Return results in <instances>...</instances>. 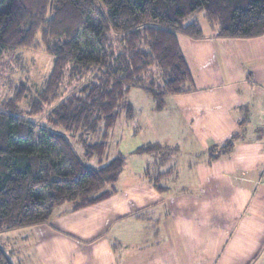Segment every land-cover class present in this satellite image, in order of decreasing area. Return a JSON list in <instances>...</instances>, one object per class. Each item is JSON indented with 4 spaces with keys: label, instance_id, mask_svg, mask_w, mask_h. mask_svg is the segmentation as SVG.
Instances as JSON below:
<instances>
[{
    "label": "trees",
    "instance_id": "trees-1",
    "mask_svg": "<svg viewBox=\"0 0 264 264\" xmlns=\"http://www.w3.org/2000/svg\"><path fill=\"white\" fill-rule=\"evenodd\" d=\"M198 13L218 37L264 34V0H0V62L39 44L53 57L43 91L27 98L25 110L23 84L0 101V233L45 224L60 205L82 208L114 191L124 157L107 155L109 133L120 115L132 117V88L159 103L190 90L178 36H203ZM154 66L161 83L144 80ZM66 70L71 78L96 71L98 79L36 123L43 105L58 99ZM76 134L83 136L81 153L69 140ZM92 159L95 166L87 165ZM0 264H12L1 245Z\"/></svg>",
    "mask_w": 264,
    "mask_h": 264
},
{
    "label": "rangeland",
    "instance_id": "rangeland-1",
    "mask_svg": "<svg viewBox=\"0 0 264 264\" xmlns=\"http://www.w3.org/2000/svg\"><path fill=\"white\" fill-rule=\"evenodd\" d=\"M194 20L199 22L205 34L210 32L202 13H198ZM114 46L118 50L117 41ZM239 55L234 56L235 66H229L223 75L219 73L213 76V79L200 85L203 87L189 93L165 94L161 103L148 91L132 88L127 96L133 109L132 117L120 115L106 141V153L109 158L118 154L124 157L123 168L113 191L118 194H194L195 183L198 184L196 181L203 178L216 181V185L209 187L198 184L199 193L224 196L238 194L239 211L235 217L227 214L224 217V226L221 228L224 234L217 252V264H264V233L262 236L260 232L261 225L264 228V169L260 166L261 162L264 164V157L262 160L259 157V168L247 170L246 164L256 163L257 155L249 150L252 136L247 139L242 137L246 127L245 118L257 116L258 106L263 100L260 85L263 70L255 56L249 59V62H253L244 67ZM52 64L53 57L47 55L40 44L3 56L0 62V101L11 97L15 89L23 84L26 98L22 109L25 110L27 98L37 97L43 91ZM240 69L242 71L237 72ZM94 72L71 78L66 70L59 85L58 99L54 103L44 104L42 114L33 120L44 124L47 114L59 101L79 94L91 82H96L98 75L93 78ZM161 75L154 66L144 80L149 83L153 79L161 83ZM82 137H78V134L69 137L80 153ZM85 138L88 141L97 139ZM148 145L154 146L153 152L137 151L138 147ZM85 162L95 166L93 159ZM146 163L148 166L151 164L155 172H167V176L159 181L167 188L158 191L154 183L150 185L148 180L144 182L140 178ZM221 171L260 179L261 186L238 181L231 185V179H224ZM232 199L233 196L227 202H222V209L230 210ZM238 217L257 221L259 234L242 235L243 224L235 229L236 232H230L231 221ZM20 231L0 233V239L4 235L23 234ZM231 237L236 243L240 239L237 245L227 244Z\"/></svg>",
    "mask_w": 264,
    "mask_h": 264
},
{
    "label": "crops",
    "instance_id": "crops-1",
    "mask_svg": "<svg viewBox=\"0 0 264 264\" xmlns=\"http://www.w3.org/2000/svg\"><path fill=\"white\" fill-rule=\"evenodd\" d=\"M178 42L192 76L187 93L200 89L213 76L223 75L229 66H235V55L240 54L244 67L253 62H249L253 56L261 62L263 100L257 116L245 118L247 128L242 133L246 139L252 136L249 150L257 155L256 163L246 164V169L259 168V157L260 160L264 157V34L246 39L224 38L210 29L200 38L179 35ZM260 166L264 169L262 162ZM153 170L146 163L140 175L150 185L154 177L160 181L167 176L165 171ZM220 173L224 179H231V185L238 181L261 186L260 179L235 172ZM159 181L153 185L158 191L167 188L159 185ZM196 182L209 187L216 185L212 179ZM198 184L195 183L194 194L144 196L115 191L82 208L66 203L56 207L45 224L3 232L21 230L23 234L4 235L0 245L12 264H217L224 217L226 214L235 217L241 207L240 197L199 193ZM231 196L232 208L225 211L221 204ZM230 224L232 233L243 224L242 235L259 234L255 220L238 217ZM260 232L263 236L262 225ZM228 243L237 245L232 237Z\"/></svg>",
    "mask_w": 264,
    "mask_h": 264
}]
</instances>
